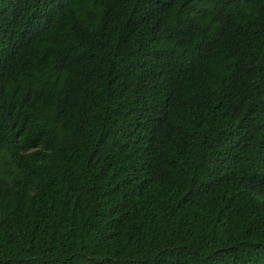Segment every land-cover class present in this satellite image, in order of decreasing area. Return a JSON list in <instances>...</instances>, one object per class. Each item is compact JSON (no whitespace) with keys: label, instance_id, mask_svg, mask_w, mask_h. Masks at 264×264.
<instances>
[{"label":"trees","instance_id":"trees-1","mask_svg":"<svg viewBox=\"0 0 264 264\" xmlns=\"http://www.w3.org/2000/svg\"><path fill=\"white\" fill-rule=\"evenodd\" d=\"M0 264H264V0H0Z\"/></svg>","mask_w":264,"mask_h":264}]
</instances>
